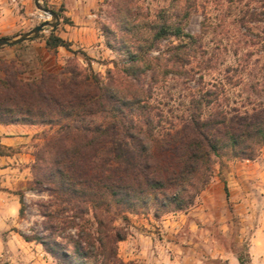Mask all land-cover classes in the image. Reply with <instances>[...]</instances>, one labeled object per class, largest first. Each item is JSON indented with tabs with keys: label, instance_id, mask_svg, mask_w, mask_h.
<instances>
[{
	"label": "trees",
	"instance_id": "obj_1",
	"mask_svg": "<svg viewBox=\"0 0 264 264\" xmlns=\"http://www.w3.org/2000/svg\"><path fill=\"white\" fill-rule=\"evenodd\" d=\"M136 3L117 0L113 25L103 28L126 53L105 78L78 63L38 78L6 68L0 77V123L58 127L33 164L36 188L49 196L42 204L47 233L22 236L63 264H116L129 214L153 210L158 218L188 208L221 149L255 159L264 146V102L240 112L221 105V92L212 89L192 94L177 123L163 129L151 103L154 88L170 74L188 73L195 39L180 19L163 11L141 16ZM46 46L76 52L54 31Z\"/></svg>",
	"mask_w": 264,
	"mask_h": 264
},
{
	"label": "rangeland",
	"instance_id": "obj_2",
	"mask_svg": "<svg viewBox=\"0 0 264 264\" xmlns=\"http://www.w3.org/2000/svg\"><path fill=\"white\" fill-rule=\"evenodd\" d=\"M116 1L105 0L98 11L105 44L103 55L89 56L72 48L75 53L39 48L41 56L50 55L46 65L33 57L31 41H43L51 32L56 33L60 20L53 29L51 23H56V19L40 10L35 0L28 3L9 0L0 4V38L14 39L41 23H48L37 37L19 43L17 54L6 50L14 45L0 47V77L6 68L38 78L47 71L60 73L70 63H78L105 78L113 61L120 62L126 55L103 29L105 25H113ZM40 4L60 12L50 0H40ZM136 4L141 16L154 19L163 11L172 20L180 19L186 33L195 39L191 46L196 53L185 66L188 73L170 74L154 88L151 103L160 114L163 129L177 123L191 95L199 90L221 92L219 103L240 112H251L264 102V0H137ZM106 35L111 38L112 48L107 45ZM183 41L189 39L185 37ZM166 43H162V49ZM212 109L213 105L206 109V115ZM39 125L45 129L35 143L34 155L41 150L47 136L58 128ZM211 167L207 184L188 208L158 218L153 210L129 214L128 235L118 243L116 264H240L239 255L246 259V264H264V146L255 159L234 157L230 150L221 149L220 155L212 158ZM36 187L32 167L29 195L23 198L21 193L22 224L16 228L28 236L47 233L42 204L49 196ZM32 242L31 249L17 258L20 264L66 261L52 256L40 243ZM37 244H40L38 248ZM9 262L10 258L0 260V264Z\"/></svg>",
	"mask_w": 264,
	"mask_h": 264
},
{
	"label": "crops",
	"instance_id": "obj_3",
	"mask_svg": "<svg viewBox=\"0 0 264 264\" xmlns=\"http://www.w3.org/2000/svg\"><path fill=\"white\" fill-rule=\"evenodd\" d=\"M9 0H0V4ZM30 0H26L28 3ZM105 0H50L60 9V23L56 34L71 44L73 50H83L89 56L105 53V44L99 28V9ZM68 21V22H67ZM33 57L46 65L48 57L39 53V48L49 51L46 39L31 41ZM14 45L7 52L18 53ZM66 49L63 46L56 51ZM67 50V49H66ZM52 51V50H51ZM69 52V50H67ZM45 126L26 123H0V260L11 259L9 264H20L31 249L32 241H26L16 230L22 223L20 218L21 198L29 195L28 185L32 181V167L35 162V143L40 140V133ZM264 179V178H263ZM37 248L40 244L36 245ZM29 251V250H28ZM17 259V260H16ZM42 264L40 261H36Z\"/></svg>",
	"mask_w": 264,
	"mask_h": 264
},
{
	"label": "water",
	"instance_id": "obj_4",
	"mask_svg": "<svg viewBox=\"0 0 264 264\" xmlns=\"http://www.w3.org/2000/svg\"><path fill=\"white\" fill-rule=\"evenodd\" d=\"M35 3L40 10H42L44 13H46L48 15H51L52 17H54L56 19V23H51L53 29H55L57 26V22L60 20V17L56 13V11L42 6L40 4V0H35ZM47 24H48L47 22L41 23V24L37 25L36 27H34L31 31L26 32V33L20 35L17 38H14V39L9 38V37H1L0 38V47L4 46V45H16V44H19V43L24 42L26 40H29L31 38L37 37L38 33L41 30H43L44 26H46Z\"/></svg>",
	"mask_w": 264,
	"mask_h": 264
}]
</instances>
